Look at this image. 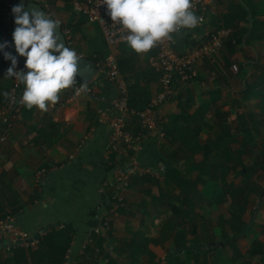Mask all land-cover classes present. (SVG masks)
<instances>
[{
    "label": "crops",
    "instance_id": "1",
    "mask_svg": "<svg viewBox=\"0 0 264 264\" xmlns=\"http://www.w3.org/2000/svg\"><path fill=\"white\" fill-rule=\"evenodd\" d=\"M12 1L15 4V0H0V42L8 41L5 51L17 55L20 61L25 57L12 51L9 28L4 23L6 8ZM205 14L206 21L194 28L182 27L176 33L175 46L179 50L198 43L219 27L232 28V35L219 49L214 63H196L194 81H178L176 88L180 91L157 109L158 129L147 133L141 147L133 152L139 160V171L129 178L115 215L106 217V199L111 201L117 169L114 163L107 162L110 129L100 114L115 88L97 76L88 89L65 106L60 102L70 95L72 86L62 90L59 100L50 103L47 110L24 106L9 139L0 144V217L13 213L19 227L32 233L71 223L73 241L62 264L68 252L75 261L78 259V264L96 263L101 257L100 238L107 233L109 218L110 248L120 247L126 263L129 252L149 255V236L156 240L164 230L162 240L169 239L167 243L176 249L175 234L185 242L192 234L202 238L209 232L211 229L203 232L201 227L202 213L212 212L204 204L208 199L205 194L213 191L211 198L222 188L232 196L230 184L235 182V174L246 173L256 159L264 165V0H209ZM81 18L86 17L79 15L71 24L75 37L71 48L79 56L91 55L100 37L108 54L115 52L118 61L121 57L128 60L122 72L126 80L128 77V84L137 81L150 98L159 94L160 73L149 61L156 52L155 46L153 53L150 50L143 54L129 49L125 42L111 47L99 25L85 19L78 26ZM10 65L11 61L0 52V86L7 88L8 93L12 84L5 81L4 74ZM250 116L262 119L260 130L253 129L252 136L240 133L243 117L248 119L246 127L253 126ZM130 128L138 131V121L133 120ZM249 141L254 143L252 147ZM250 171L264 173L258 167ZM217 174L221 176L215 178ZM260 207L261 204L257 206L259 212ZM259 212L258 223L264 226V211ZM161 221L163 224L158 227L154 225ZM171 222H175L173 227ZM149 223L153 226L149 227ZM99 226L104 234L95 233ZM223 229L225 237L234 238L229 225ZM206 234L213 237V233ZM247 237L250 234L244 232L235 240L244 255L251 246L249 240L245 241ZM253 239L264 249V227ZM135 242L142 248L131 247Z\"/></svg>",
    "mask_w": 264,
    "mask_h": 264
},
{
    "label": "built area",
    "instance_id": "2",
    "mask_svg": "<svg viewBox=\"0 0 264 264\" xmlns=\"http://www.w3.org/2000/svg\"><path fill=\"white\" fill-rule=\"evenodd\" d=\"M40 3L45 11L62 26V30L67 38L68 44L73 45L75 38L73 36L72 25H64L58 18L52 15V7L48 0H34ZM209 0H192V10L202 18L201 22L206 21L205 10ZM76 8L80 15H84L90 23L99 25L106 41L111 47H117L125 41L122 36L125 30L114 22L108 15L107 6L104 0H75ZM211 3V2H210ZM14 2H9L6 8L4 23L7 25V34H11L13 13L11 11ZM199 23V24H200ZM162 39L156 44V52L149 58L150 64L160 73L159 94L151 97L145 109L137 110L129 107V85L122 74L118 58L115 52H110L105 57L98 53L93 54L95 65L98 68V76L104 77L114 85L115 92L110 99L109 104L100 110L101 117L108 122L110 129V138L107 143L106 158L109 164H113L117 169L115 177L113 197L117 200L113 207L108 211L116 212L122 201V192L127 189L129 178L138 172L139 160L133 155L144 142L147 133L158 129L159 114L157 109L167 99L175 95L176 83H189L196 76L195 65L200 61H216V55L226 40L232 35V28L219 27L215 31L209 32L199 40L198 43L189 48L179 50L175 46L176 33ZM25 59L18 61L17 69L27 71L24 64ZM89 83L73 84L70 95L65 97L60 104L65 106L68 102L82 94L89 88ZM23 85L20 81L13 78L8 99L0 103V144H4L9 139V135L20 117L24 104L20 103V97L23 92ZM137 120L139 124L138 131L130 128L131 122ZM114 157V158H113ZM104 189V188H103ZM119 194V195H118ZM107 205L111 201H106ZM100 232V226L95 230ZM40 233H32L18 225L17 216L8 213L0 217V260L12 252L17 247L26 249L35 248L39 244ZM92 241V239H90ZM74 252V251H73ZM63 264H75V258L70 252Z\"/></svg>",
    "mask_w": 264,
    "mask_h": 264
},
{
    "label": "clouds",
    "instance_id": "3",
    "mask_svg": "<svg viewBox=\"0 0 264 264\" xmlns=\"http://www.w3.org/2000/svg\"><path fill=\"white\" fill-rule=\"evenodd\" d=\"M104 4L111 19L125 30L122 39L137 54L147 53L179 28H194L202 20L192 10V0H104ZM11 11L16 27L13 33L11 28L10 41L13 37L16 53L25 57L27 71L17 69V55L5 51L9 42L3 41L0 52L11 61L6 75L24 86L20 103L29 109L47 110L59 100L62 90L75 84L81 57L71 45L61 42L56 30L59 23L47 12H29L23 4L13 5ZM91 59L94 61L93 56ZM9 93L3 94L9 97Z\"/></svg>",
    "mask_w": 264,
    "mask_h": 264
},
{
    "label": "trees",
    "instance_id": "4",
    "mask_svg": "<svg viewBox=\"0 0 264 264\" xmlns=\"http://www.w3.org/2000/svg\"><path fill=\"white\" fill-rule=\"evenodd\" d=\"M48 1L50 2L51 0H48ZM52 1H55V0H52ZM63 1L66 4H70L71 2H73V0H63ZM15 4H17V0H15ZM85 19L86 18H81L78 21L79 22L78 26H80V23L85 22ZM11 43H12V51L14 53H16L15 46H14L12 39H11ZM124 44L127 45L126 42ZM93 47H95L94 51L92 52L91 55H89V57H91V58H92L94 53H98L101 57H105L108 54V51L106 50V48L105 49L103 48L102 40L100 37H97V39L95 41V45ZM150 52L153 53L154 50H151ZM127 61L128 60L125 57H121L118 61L122 72H124V70H125V66H126ZM127 80H128V77H127ZM192 80L194 81V79H192ZM128 85H129V107L137 109V110L145 109L146 106L148 105V102L151 99L150 95H148L144 90L146 88H143V86H141L137 81L133 82V84L129 82ZM6 89L4 87L0 86V103L6 101L8 98V95L5 96L3 94L5 92L8 93V91ZM179 91H180V89H177L176 93ZM263 103H261V104H263ZM250 117H251V120H253V122H252L253 126L246 127L245 124L248 123V119L245 117H243L244 121L241 120V125H240V131H241L240 133L245 132V133H247L248 136H252V133H253L252 130L253 129L260 130L261 124H262V119H254L253 116H250ZM249 143H250L251 147L254 145V143L251 144V141H249ZM217 144H220V141H218ZM207 146H209V144H207L206 147ZM253 163L254 164L250 166L251 170L252 169L254 170L255 167H258L259 169H264V165L259 160L256 159ZM243 175L245 177H248V175H251L253 177L254 173L250 170L248 171V168H246V173H244ZM219 176H221V175L217 174L215 176V178L219 177ZM222 176L225 177L224 174H222ZM246 180L247 179H245V181ZM230 186L232 187V190H231L232 196L235 197L234 201H232V204L235 205V209H237V210L239 209V210H238V212H235L233 209V211H232L233 217L230 219H228L227 217L222 218V224L224 226H226V225L230 226V228L234 232V238H232V239L236 240L238 235L243 234L248 228V223H245V221L241 218L242 214L246 210V203H245L246 201L242 200L241 198L246 195L243 191L244 190L247 191L246 188H248V187H247V183H246L245 188L243 190L242 188L236 186L235 182L232 185L230 184ZM106 190H107V188H106ZM113 195L114 194L112 192V195H110L111 203L107 205L108 210L110 207H113L115 204V201H117L113 197ZM103 220L104 219L100 220L98 222V225L101 224L103 222ZM107 220H108V223L106 221L107 226H111V223H109L110 220L109 219H107ZM174 223L175 222H171L170 226L173 227L175 225ZM203 228L205 229L206 227H203ZM73 236H74V229H73L71 223L65 224L62 227H59L56 224L51 225V227H49L46 231H44L42 234L39 235V244H38V248L36 250H31V249L29 250V249H26L24 247H17L15 249H13V251L10 255H8L6 258L0 260V264H31V262H33L35 264H62L64 255H65L66 251L70 248L71 243L73 241ZM226 238H229V237H226ZM109 239H111V232L110 231H108L106 233V235H103V238H100L99 248H100V254H101L100 256L101 257L94 264H99L100 262H101L100 264H119L121 262L123 264H135V259L137 258L136 251L132 252V253L129 252L127 254L128 256L126 258L127 259V263H126V262L122 261V258H123L122 256L124 254L121 252L120 247L114 246L113 249H111L107 245V243L110 244ZM152 239L154 240L153 237L152 238L149 237V242L152 241ZM209 241H206V243H208ZM111 243H112V239H111ZM174 243H175V245H177V248L182 249L183 252L173 256V258H172V259H180L181 261H177V262L173 263V261L171 259L170 264H191L193 257H196V260L198 262L199 256L197 253H200L202 251V248L199 251H196V249H197L196 247L198 246V244H193L191 246H188L187 245L188 240L185 242H182L181 236L176 235V234H175ZM224 244L218 243L217 244L218 246L215 247L214 252L211 253V254H213L212 256H214V259L216 260V262H218V263L222 262V264L226 262V258L224 259L223 254H221V252H229L228 251L229 245H227L225 242H224ZM230 245H232V247L235 251V255L230 254L232 260L236 259L237 257L242 258L245 256L238 249V246H237L235 241L232 242V240H231ZM134 246H138V247H136L138 249L142 248V247H139L137 242L131 244V247H134ZM212 246H213V243H212ZM126 251L127 250H123V252H126ZM114 253H115V255H114ZM253 253H255V256L259 255V254H261V255L264 254V249H262V247H260L259 242L254 243V247L252 248L251 255ZM229 258H227V259H229ZM233 262H236V261L234 260L229 264H233ZM257 262L261 263L260 259ZM78 263H79V261H78V259H76L75 264H78ZM86 263H87V261H86ZM86 263L82 262V264H86Z\"/></svg>",
    "mask_w": 264,
    "mask_h": 264
},
{
    "label": "rangeland",
    "instance_id": "5",
    "mask_svg": "<svg viewBox=\"0 0 264 264\" xmlns=\"http://www.w3.org/2000/svg\"><path fill=\"white\" fill-rule=\"evenodd\" d=\"M51 7H52V15L55 18H58L61 23H63L64 25H70L72 24L73 20H75L79 15V11L76 8V3L75 0L72 2V4H66L63 0H55V1H50ZM73 30V28H72ZM73 36H74V30H73ZM75 38V37H74ZM5 77V81L11 85L12 84V78L8 77L6 75V73L4 74ZM5 82V83H6ZM262 129H264V127L262 126ZM264 131V130H263ZM264 142V141H261ZM253 155V154H251ZM253 156H251L252 158ZM250 158V159H251ZM254 159V158H252ZM254 167V166H253ZM251 170L250 167H248V171ZM234 181L236 183V186L242 188L244 190L245 185L247 183V187L246 190L247 191H243L246 195L244 197H242V200H245L246 202V210L245 212L242 214L241 218L245 221V223L249 222L248 228H247V232L245 231V233H249L250 237H247L245 241L249 240V243H251L250 248L248 249V253L245 254L244 257L240 258L237 257L236 259L231 258L230 252H221V254H223L224 259L226 258V262L223 264H229L232 261H236L233 262V264H264V254L263 256H258L256 257L255 254L253 253L251 255L252 252V248L254 247V243H253V237H255L256 235L259 234V231L264 227L263 225L259 224L258 222V217L257 214L259 211H257V206L259 204L260 198H263V201L261 203V207H260V212L259 213H263L264 211V195L262 196L261 193L262 191H264V173H257L254 174V176L252 177L251 175H248V177H245L244 175H238L235 174L234 176ZM245 179H247L245 181ZM217 193H215L216 195H213L211 198L209 197L211 193H213V191H211L210 193H206L205 195L207 196V200H209L207 202V200L204 202V204H208L209 209H211L212 212H207V213H202V223H201V227H206L211 229L209 232L208 230L206 231V233L210 234L213 233V237H209L206 233L203 234L202 238L199 237V234L197 236H195L194 234L191 235V237L188 240L187 245L191 246L193 244H198V246L196 247V251H199L202 248V251L200 253H197L199 256V260L197 262L196 257L192 258V263L191 264H222V262H216V260L214 259V256H212L215 250V246L220 242V241H224L225 243H227V245H229L228 247V251L233 252V247L231 244V240L232 242L235 241L234 239L231 238H226L225 235L222 233V231H224L223 229V224H222V218L227 217L228 219L233 217V209L235 212H238L237 209H235V205L231 204L230 205V201H234L233 196H230L228 194H225L224 189H217L216 190ZM228 196L230 199H226L225 197ZM105 200V199H104ZM108 202L110 201V199H106ZM215 200L216 202H214L213 204L211 203V201ZM227 201V202H226ZM210 203V204H209ZM102 207V205H101ZM211 207V208H210ZM203 208V207H202ZM205 210V209H203ZM108 214H112L115 215L116 212L114 211H108L107 212V218L109 217ZM224 214V216H222L220 218V215ZM110 219V218H109ZM209 219V220H208ZM206 220L208 221V223L206 222ZM149 223V227H152L153 224ZM163 224L162 221L158 223H154L155 226L158 227V225ZM166 227H167V223H166ZM156 229V228H155ZM110 231V229H108ZM107 230V232H108ZM203 230V229H202ZM232 230V229H231ZM205 231V229L203 230V232ZM100 232L102 234L105 233V230L103 231L101 229L100 226ZM165 232V230L161 233H159V235H157L156 240H153L152 242H149V255L148 254H143L142 252L139 251L137 257V263L136 264H144V262H147V264H170V260L173 258V256L179 254V250L176 248L171 247L170 243H167L168 240H162L163 233ZM169 232H171V230H169ZM232 234H234L233 230L231 231ZM218 234V236H216ZM115 235H116V230H115ZM149 235H150V231H149ZM242 235V234H241ZM240 236V235H238ZM149 237H153V236H149ZM205 240V242H202L203 240ZM211 242H210V241ZM257 241H259L258 239H256ZM206 241H209L208 243H206ZM215 242L216 244L213 245V249L211 251V246H212V242ZM248 242V241H247ZM200 243V244H199ZM230 243V244H229ZM246 243V242H245ZM247 244V243H246ZM107 245L110 247L111 244ZM199 248V249H198ZM231 249V250H230ZM227 250V249H226ZM211 251V252H210ZM235 255V253H234ZM231 259H230V258ZM148 258V259H146ZM229 258V259H227ZM258 258H260L261 263L257 262ZM249 259V260H248ZM231 260V261H230ZM173 263L177 262V261H181L180 259H172Z\"/></svg>",
    "mask_w": 264,
    "mask_h": 264
},
{
    "label": "water",
    "instance_id": "6",
    "mask_svg": "<svg viewBox=\"0 0 264 264\" xmlns=\"http://www.w3.org/2000/svg\"><path fill=\"white\" fill-rule=\"evenodd\" d=\"M17 4H23L25 10L29 12H31L33 9L46 12L45 8L40 3L34 0H17ZM15 27L16 25L13 21L12 33ZM56 30L57 32L60 33L61 42H63L65 46H69L64 31L62 30V26L60 24ZM12 41H13V37H12ZM80 57L81 58L78 62V72H77L75 84L89 83L98 76V68L96 67L94 61L89 56H80ZM262 199L263 198L261 197L258 206H260Z\"/></svg>",
    "mask_w": 264,
    "mask_h": 264
}]
</instances>
